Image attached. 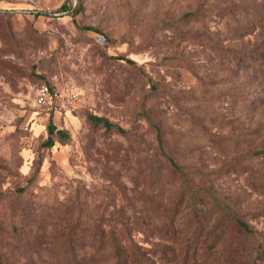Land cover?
<instances>
[{"label":"rangeland","instance_id":"1","mask_svg":"<svg viewBox=\"0 0 264 264\" xmlns=\"http://www.w3.org/2000/svg\"><path fill=\"white\" fill-rule=\"evenodd\" d=\"M248 54L264 0H0L4 263L116 264V240L140 264H264V60ZM45 82L75 87L72 115L36 106ZM50 123L68 139L46 148Z\"/></svg>","mask_w":264,"mask_h":264},{"label":"trees","instance_id":"2","mask_svg":"<svg viewBox=\"0 0 264 264\" xmlns=\"http://www.w3.org/2000/svg\"><path fill=\"white\" fill-rule=\"evenodd\" d=\"M72 11H73V8L71 6L66 5V4L60 9V12H62V13H66V12L70 13ZM196 17H198V15L194 14V13L188 14L185 16L186 19H194ZM83 30L93 32V33L102 35L103 37H106L101 31H99L97 28H94V27H84ZM239 55L242 56L241 54H239ZM240 56L238 58H240ZM247 57L252 58V59L262 58L264 60V54L260 55V56L248 54ZM114 59L116 61H124L125 60L122 57H117ZM129 63L133 64L131 61H129ZM44 84L52 85V84L46 83V82ZM89 120L95 127H104L107 132H117L119 134H126V131H124L120 127L114 125L113 123H111L110 121H108L107 119H104L102 117L90 116ZM48 134H49V136H48V139L45 143L46 148H52L55 145V139L56 138H59L61 140H67L68 139V135L64 131H59L53 123H50V125L48 127ZM263 148H264V146H263ZM253 154L255 156H264V149L262 151H259V152H254ZM170 163L176 171H180V168L173 161H170ZM232 221L235 222L236 227L244 235L253 237L257 234V232L255 230H253L248 224L244 223L243 221L236 219V218L232 219ZM123 245H125V244H123ZM92 247L94 248V245ZM112 247H113V250L115 253V257H116L115 258L116 264H140L141 263L140 257H137L136 254L132 252V247L130 245H125V248L121 249L120 248L121 246L119 245V243L116 240H114ZM0 264H5L4 259L1 256V254H0Z\"/></svg>","mask_w":264,"mask_h":264},{"label":"built area","instance_id":"3","mask_svg":"<svg viewBox=\"0 0 264 264\" xmlns=\"http://www.w3.org/2000/svg\"><path fill=\"white\" fill-rule=\"evenodd\" d=\"M78 101L79 93L72 85L43 84L36 90V106L54 116L72 115Z\"/></svg>","mask_w":264,"mask_h":264}]
</instances>
